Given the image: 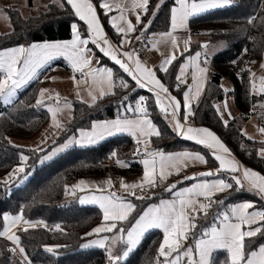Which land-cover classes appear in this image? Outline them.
<instances>
[{
	"label": "trees",
	"instance_id": "1",
	"mask_svg": "<svg viewBox=\"0 0 264 264\" xmlns=\"http://www.w3.org/2000/svg\"><path fill=\"white\" fill-rule=\"evenodd\" d=\"M95 1L108 35L115 43L120 44L123 35L116 32L109 21V15L104 13L99 1ZM158 1L149 0L148 12H142L141 23L135 24L136 30L130 34L131 36H141L143 31L141 37L146 39L153 32L168 29L170 8L175 0H165L157 10ZM8 14L12 29L0 34V50L28 46L38 41L69 39L72 36L73 24L78 25L82 38L89 39L87 45L92 47L87 25L74 14L66 0L50 2L47 7L28 16L18 8H8ZM250 19L252 23L248 22ZM149 21L151 24L145 31V25H148ZM189 31L197 38L192 42L191 49L178 56L167 72L158 70V76L179 98H182L184 88L176 87V75L181 59L201 47L200 37L207 36L208 39L223 37L227 46L224 51L214 55L210 62L205 92L194 104V121L197 125L216 132L226 143L232 156L264 174V157L260 155V150L264 149V139L252 137L249 139L243 131L245 122L254 113H259L260 122L264 124V108L260 107L264 104V95L250 92L253 69L250 59L254 57L257 61H264V0H234L229 6L193 16L189 21ZM96 52L100 65L109 67L113 72L115 94L98 98L94 104L69 96L72 118L54 145L76 135L79 129L91 128L96 120L137 116V113L129 109L135 108L140 97H145L148 116L160 132V136L151 137L152 148H159L164 153L184 150L200 152L206 158L204 169L217 167L215 150L194 140L185 139L174 131L171 114L168 111V114L161 112L160 105L156 103L155 91L147 87H138L131 76L110 57L101 51ZM62 67L71 69L66 61L56 59L44 67L40 71V76L29 82L11 103L4 104L0 99V178L22 163V156L28 157L25 161L26 172L32 173L19 187H16L14 182L5 184L0 179V231L6 213L22 212L24 218L35 226L19 225L15 232L20 237V246L25 249L28 261L32 264H109L106 262L104 248H81V243L88 237L86 233L102 222V210L95 205L81 204L78 196L66 194V188L69 190V186L79 178L106 177L117 181L125 175L141 171L142 163L139 156L131 154L133 138L128 134H116L93 146L73 145L43 163L39 161L53 147L52 144L46 148L24 147L16 145L11 140L12 137L32 138L46 126L51 113L45 102L41 106H36V101L41 87L52 75L62 71L60 70ZM121 79L128 87L120 86ZM225 81L231 86L228 92L224 91ZM227 98H233L238 109V113L229 120L223 115L221 118V112L217 110V103ZM224 121H227V125ZM114 152L115 157L112 156ZM117 159L123 161L125 166L118 164ZM193 170L198 169H184L179 174L171 175L166 182L157 181L156 187L147 186L149 194L144 196V199L128 196L136 205V209L128 221L118 223V228H129L134 223L133 218L142 214L149 204L171 196L179 186L194 181L196 178L186 179ZM217 175L233 184V188L213 197V201L223 203L213 202L208 209L207 217L203 213L197 214L196 228L188 234L190 243L199 239L205 229L213 224H219L220 214L229 211L230 207L238 202L252 201L256 208L264 210V195L251 189L247 184L239 188L231 172L219 171ZM180 179L181 181L175 184L176 187L169 191L173 182ZM9 188L11 192L8 193ZM56 225L60 226V230L56 229ZM262 225L264 221L259 223V226ZM24 228L28 230L24 231ZM163 238L161 229L149 230L141 243L120 264H156ZM245 243L250 248H256L264 244V235L257 234L256 237L246 238ZM12 245L10 240L0 236V264H21L23 261L21 255H13L10 251ZM46 246H55V251L47 252ZM123 247L117 244L114 255L120 254ZM159 259L163 260L162 257ZM213 259L214 264H230L226 250L214 253ZM23 264L28 263L23 261Z\"/></svg>",
	"mask_w": 264,
	"mask_h": 264
},
{
	"label": "snow or ice",
	"instance_id": "2",
	"mask_svg": "<svg viewBox=\"0 0 264 264\" xmlns=\"http://www.w3.org/2000/svg\"><path fill=\"white\" fill-rule=\"evenodd\" d=\"M67 4L74 10V14L79 17L81 21H84L87 25L88 32L90 33L91 42L96 44L100 48V51L105 56L110 57L117 65L128 73L129 76L136 82L140 88L153 86V89H159L156 92V103L161 106V112L167 113V108L164 106L160 93H168V89L165 85L156 77V73L146 67L140 59L137 57L133 60L131 53L125 52L123 56L127 57L129 62L134 63V69L130 66V63L118 57V53L113 49L111 43L106 39L103 28L100 24L97 16L96 8L92 3V0H66ZM165 2L160 0L156 5L157 10ZM178 7L171 9V30L167 33L161 34L162 40H170L174 49L179 47L177 38L173 35L178 29H187L188 21L191 17L207 12L212 9L223 8L234 3V0H175ZM149 0H131V5H126L123 0H105L100 5L101 8L106 11H112L115 8L119 11V16L112 17V26L117 33L122 34L125 40L122 43H130L126 38L129 33L136 30L135 25L125 16V12H136L137 9L143 12H148ZM61 6H63L61 4ZM137 24L141 23V17L136 15ZM252 23L250 19L248 21ZM151 24L145 25V31ZM73 38L64 42H44L33 43L28 46H18L13 48H7L0 50V99L5 103H11L12 98L15 96L18 89L24 87L32 80L38 78V74L41 69L48 65L51 61L58 57H63L71 65L73 72H79L87 78L91 77L93 83L96 85V90L99 93V98H103L105 95L115 92L112 89L115 87L113 72L109 68H92V60L88 57V49L85 47L89 43V39L81 37V33L77 30V25H72ZM144 32H141L143 36ZM141 37H137L139 40ZM103 41V46L98 43ZM160 41H156L158 45ZM190 43V37L184 40L185 50ZM106 46V47H105ZM202 47L207 48L208 45L204 44ZM246 51V50H245ZM200 53H197L195 57L190 58V63L194 66L193 73V85L189 87V91L184 93V107L188 110V114L191 115V105L189 103L190 94L195 90V94L198 96L203 90L204 82L206 80V74L208 68L201 67L197 61L199 60ZM175 53L173 52L169 57H166L162 62L160 68L161 71L167 72V66L175 59ZM264 68V64L261 65ZM188 65L181 67L180 75L177 79L182 83H186L182 77L185 75ZM85 69H88L85 72ZM250 71V70H249ZM250 80V92L252 94L264 95V76L259 77V85L256 83L255 73L251 74ZM75 80V76L72 77ZM79 83V82H77ZM121 87H128L127 83L121 79ZM107 88V90H106ZM152 90V89H150ZM47 90L42 89L39 93L40 98L36 101V106L44 104L45 92ZM225 92L229 90L224 89ZM93 104L97 100V96L91 91L89 92ZM49 100L53 97H47ZM56 106L48 107V111L52 115L53 125L60 127L57 120V114L62 110L59 103V94L55 97ZM127 99V97H125ZM168 107L172 108L171 116L174 123V131L177 134H183L185 139L194 140L199 144H203L208 148L218 149L222 153H229V149L221 142L220 138L215 133L207 128H193L187 127L176 119V113L181 108L180 101L175 97L169 96ZM65 106L67 101H65ZM260 107L264 108V104ZM224 108L227 109V102L224 104ZM129 110L137 113V118H117L111 121L94 122L90 131L81 130L79 139H69L68 142L58 148L56 151H63L73 144H79L81 146L85 144H94L104 139L106 136H111L119 132H127L130 135L136 137V143L147 144L148 137L153 135L160 136L159 130L153 124L148 116V107L145 97H140L136 102L135 108ZM219 111V108L217 109ZM231 113H229L230 115ZM222 118V114H221ZM187 120V116L185 117ZM227 125V121H224ZM261 134H264V127L259 129ZM251 139V137H249ZM140 151V149H138ZM144 154L149 157L143 159L144 174L140 182L133 183L131 185L121 181V187L125 190L139 188L144 190L145 186L156 187L157 178L164 180L168 175H171V170H175L177 174L182 168L187 167L186 161H199L206 163L205 157L198 153H169L165 154L158 150L147 151L144 149ZM55 155V152L52 153ZM260 155L264 157V149L260 150ZM115 157L116 153H112ZM51 156L45 157L50 159ZM158 158V159H157ZM21 159L26 161L27 156H22ZM215 159L219 161L221 170H228L232 173H236L240 170V166L236 161L226 159L224 155H215ZM117 163L121 166H125L123 161L117 159ZM159 169V171L157 170ZM17 172H23L24 168L20 167L16 169ZM201 176L214 175L213 172L201 173ZM235 184L242 188L245 182L250 185L251 189L256 190L259 194L264 195V175H261L251 169L244 168L242 178L233 176ZM186 179H195V177H186ZM7 184V181H4ZM105 184L109 188L112 187L111 179L105 181ZM95 187L99 195L92 194L88 197H81L80 203H92L98 204L103 211V220L106 223L94 228L91 232L86 233L87 236L94 234L113 232L116 230L117 235L114 236L111 241L108 237L96 239L90 241L88 244L82 245V247L99 246L105 248L107 251V259L109 264H120L129 253L133 251L140 243L142 238L151 229H161L163 231V242L158 249V258L156 264H182V260L186 259L187 264H214V253L220 250H226L230 255V264H264V244L259 245L256 248H250L246 245V238L256 237L257 234L264 235V225L253 228L252 225L259 224L264 221V210L249 211L254 205L250 202H244L231 206L229 211H225L220 214L219 225L213 224L209 228L205 229L201 237L196 241L194 248H184L182 241L188 239V234L196 228L195 220L197 214L203 213L205 217L208 215V209L211 208L212 203H223V201H213V197L225 192L228 189L233 188V184L227 183L224 180H218L212 183L207 181L194 184L191 188L183 189L177 192V200L167 201L161 200L158 205H152L139 214L138 217L133 218L134 223L129 228L119 227V222L128 221L132 213L136 209V205L131 201L119 196L116 192L108 191L105 194L103 187L96 185H90L86 181L81 180L77 185L72 186V190L66 188V194L75 195L76 190L83 191L85 188ZM176 187L175 184L171 185L169 191ZM130 195L135 196L136 199H144V196H136L135 191L130 192ZM200 197H203L206 203L200 202ZM5 221L4 230L0 231V236L6 237L12 241L15 245L10 251L19 253L23 256V261H28V257L25 254V249L20 246V237L12 232V228L18 226L21 223L27 224L28 227H34L35 225L30 221H25L23 214L20 215H8L3 216ZM244 226H248L247 230H243ZM56 229L60 230V226L56 225ZM27 231V228L23 229ZM123 245V250L120 254L114 255L113 248L117 245ZM47 252H54L53 247L45 248ZM162 257L161 261L159 258ZM23 261L21 264H23Z\"/></svg>",
	"mask_w": 264,
	"mask_h": 264
},
{
	"label": "crops",
	"instance_id": "3",
	"mask_svg": "<svg viewBox=\"0 0 264 264\" xmlns=\"http://www.w3.org/2000/svg\"><path fill=\"white\" fill-rule=\"evenodd\" d=\"M98 1H99V5H101L102 3L105 2V0H98ZM159 1H158V3H159ZM109 2H111V0H109ZM123 2L126 5H128V6L131 5V0H123ZM92 3H93V5L96 8L97 16H98L99 21H100V24H101V26L103 28L105 37L111 43L113 49L118 53V57L120 59L124 60L125 62L130 63V66L133 67V69H134V63L129 62L127 60V57L123 56V53H125V52L131 53L132 56H133V60L138 57L140 59V61L146 67L152 69L156 73V77L168 89V93H163V92L160 93L161 100H162L164 106L167 108V111L172 112V108L171 107H168V105L170 103L169 96L175 97L176 100L180 101V103H181V108L176 113V119H178L181 122V124L184 125L185 129L187 127L207 128L210 131H212L213 133H215L216 136H218L217 133L214 132L212 129H210L208 127H205V126L197 125L195 123V121H194V104L201 99V97L203 96V94L205 92V88H206V85H207V82H208V77H209V69H210L209 65H210V62H211V60H212V58H213L214 55H212V56L209 55L205 51L206 48H204V47L201 46L199 49H197L194 52L188 54L187 56H184L181 59L180 64H179V68H178V72H177V75H176V79H177V76L180 75L181 67L184 66V65H188V68L186 69L185 75L182 77V79L185 80L186 83H182L178 79L176 80V87H183L184 88L182 98H179L176 95V93L174 91H172L170 89V87L167 86L162 81V79L158 76V74H157V71L158 70H161L160 66H161L162 62L165 60L166 57H169L173 52L175 53V57L176 58L178 56L182 55V54L184 55L185 53H187L191 49L192 42H194V41L197 40V38L193 37L192 34L189 31V21H190V19L192 17L188 21V28L187 29H178L177 31H175L173 33V35L177 38V41H178V44H179V47L176 48V49L173 48L170 40H162L161 39V34L162 33H167V32H169L171 30V19L169 20V24H168V29L167 30H164L162 32H153L146 39H143L140 35L131 36L130 35L131 33H129L126 39L128 41H130V43H122V41L125 40V37L123 36V39L121 40L120 44H117V43H115L110 38V36L108 35V33L106 31V28H105V26L103 24V21H102V18L100 16L99 9H98V5H97L96 1L95 0H92ZM173 7H178V5H176L175 2L171 5V8H170V18H171V9ZM103 11H104V13H107L109 15L108 18H109V21H110L111 24H112V17L113 16H119L120 15L119 11H117L115 8H113L112 11H106L105 9H103ZM142 12L143 11L142 10H139V9H137L136 12L127 11V12H125V16L127 17L128 20H130L132 22L133 25H135L137 23V21H136V15L139 14L141 16ZM77 30H78V25H77ZM137 37H141L140 39H143V41H144V46L141 49V51L138 52V53L135 52L134 49H133L134 43L137 41ZM189 37H190V43H189V45L187 47V50H185L184 40L188 39ZM72 38H73V30H72V36L69 39L38 41V42H33V43L64 42V41H69ZM156 41H160V43L154 47V45L156 44ZM33 43H31V44H33ZM98 43L103 46V41H98ZM15 47H18V46H15ZM85 47L89 50L88 51V57L92 60V64H91V67L92 68H101V67H103V68H109V67L101 66L100 65V59L97 56V52H96V51H100V48L97 47L96 44H93L92 43V47H88V45H86ZM11 48H13V47H11ZM101 53H103V52H101ZM197 53H200L201 54L200 57H199V60L197 61V63H199L201 67L208 68V72L206 74V80L204 82L203 90L200 92V94L197 96L195 94V90H193V92L190 94L189 103L191 105V115H189L188 114V110L184 107V93L187 92V91H189V87L193 85V79H192V77H193V73H194V66L192 65V63H190V58L195 57ZM57 59H63L64 61H66V63L69 65V67H71L70 63L65 58L58 57ZM262 62H264V61H256L253 65H255V64L257 65V63L260 64ZM262 64H264V63H262ZM170 65L167 66V69L170 67ZM60 70H62V71L56 72V74H54V75H52L50 77L49 82L50 83H54L53 86H55L56 89H58L59 91L62 92V95L61 96H63V99H64L65 96H74L75 98H78L80 100H83V101L91 104L93 102H92L91 96L89 95V92L90 91L99 98V93L96 90V85L93 83L91 77H88L87 78V82H85V77H83L79 72H75L74 73L73 70H72V68L71 69H67V68H63L62 67V69H60ZM262 70H264V68L260 67V69L256 70L255 72H252V73H255V79H256V83L257 84L259 83L260 71H262ZM87 71H88V69H85V72H87ZM73 76H75V80L72 79ZM77 82H79V83H77ZM224 84H225V86H226L227 89H229L231 87L230 86V83L228 81H225ZM147 88H150V89H152L155 92L159 91V89H153V86H151V85L147 86ZM106 90H107V88H106ZM112 91H113V89H112ZM224 102H227V109L224 108V104H225ZM217 105L218 106L220 105L219 108H220L221 112L224 115H226V114L229 115V113H231L230 115H232V117H234L238 113V109H237V107H236V105L234 103L233 98H227V99H224L222 101H219L217 103ZM186 116H187V120H185V117ZM125 118L134 119V118H137V116H134V117H125ZM115 119H117V118H111V119H108V120H96L94 122L111 121V120H115ZM227 119L229 120L230 118H227ZM260 120L261 119H260L259 113H254V114H252L249 117V119L245 122L244 128H243V131H244V133H245L246 136L252 137V138H261V139H264V134H260L259 133V130L257 129L261 125ZM174 123H175V121L173 120V118L171 116V124L173 125V127H174ZM260 127H263V126H260ZM81 130L90 131L91 128H82V129H79L78 132H77V134L75 135L76 136L75 139H79L80 138V132H81ZM116 134H128V135H130L127 132H119V133H116ZM116 134H114V135H116ZM114 135H111V136H114ZM179 135L181 137H184L183 134H179ZM111 136H106L104 139L100 140L99 142H101V141H103V140H105V139H107V138H109ZM130 136L133 138L134 141H136V137H134L132 135H130ZM151 137H148L146 139H151ZM220 140L228 148V146L226 145V143L221 138H220ZM99 142L94 143V144H85L83 146H81L79 144H73V145H77V146H80V147H85V146H93V145H96ZM146 149H147V151H153V150L161 151L159 148H157V149L152 148V145L147 146ZM213 150L216 151L215 154H214V156L215 155H224L226 159H231V160H234V161L237 162V164L240 166V170L238 172H236V173H232L231 172L234 176H238V177H241L242 178V174H243V169L244 168L251 169V170H253V171H255V172H257V173H259L261 175H264L260 171H258L257 169H254L252 167H249V166L243 164L240 160H238L237 158H235L234 156H232L231 155V152H230V149H229L230 155L227 154V153H222L218 149H213ZM181 152L198 153V154L204 156L200 152L187 151V150L173 152V154L174 153H181ZM165 154H169V153H165ZM141 155L142 156L139 157L141 163H142V160L143 159L149 158L144 153H142ZM205 160H206V158H205ZM186 163H187V167L182 168V170H184V169H198V170H193L192 172H190V173H195L196 174V179L194 181H192L190 184H186V185L179 186L178 188H176L172 192L171 196L166 197V198H162V199H160L157 202H154V203L149 204L145 208L144 211H146L147 208L150 207V206H152V205H158L161 202V200H167V201L177 200L178 199V197L176 195L177 192H180V191H182L183 189H186V188H191L194 184H198V183H201V182H204V181H207L209 183H212V182H215V181H218V180H224L225 182H227L224 178H222V177H220V176L217 175V173L219 171L220 172H230L228 170H221L220 169V165H219V161H217L218 165H217L216 168H211V170L214 173V175H211L210 178H200L199 177V172L200 171H203V170H206V169H204V167H206V163H201L199 161H190V160L189 161H186ZM157 170L159 171V169H157ZM171 172H172L171 175L177 174L175 172V170H171ZM143 174H144V165L142 163V169H141V171L135 172V173H132V174L125 175V176H123L122 178H120L117 181L116 180H113L111 178H106V177H104V178H79L74 183H72L70 185L69 191L72 190V186L77 185L81 180H84V181H86L90 185H96L98 187H103L105 189V194H107L108 191L116 192L119 196H121V197L125 198L126 200H129V201H131L133 203V201L130 198H128V196L129 197H132V195H130V192L135 191L136 196H146L147 194H149V191L146 190L147 185L145 186V188H144L143 191H141L139 188L125 190L124 188L121 187V181H123L124 183H127L129 185H131L133 183H138V182L141 181V179L143 177ZM171 175H168L167 178L164 179V180H160L159 178H157V181L166 182ZM108 179H111V182H112V187L111 188H109L107 186V184H105V181H107ZM179 181H181V179L180 180H177V181H174L173 184H176ZM227 183H229V182H227ZM245 184H247V183L245 182ZM92 194L99 195L100 192H98L95 187H89V188H85L83 191L76 190L75 191V195H69V196H78L79 197V201H80V198L81 197H88V196H90ZM199 199H200V202H202V203H206L207 202V201L204 200L203 197H200ZM244 202H250V203H252L254 205V202L248 201V200L247 201H241V202H238L236 204H240V203H244ZM236 204H234V205H236ZM84 205H95V206H98L99 207L98 204H92V203H84ZM256 210H260V209L256 208L255 206L252 209H249V211H256ZM102 213H103V211H102ZM102 223H106V222L104 220H102V222H100L99 224H97L96 226H94L89 232H91L94 228H96L97 226L101 225ZM217 225H219V224H217ZM252 227L255 228V227H260V226H259V224H254V225H252ZM247 228H248V226H244L243 230H247ZM116 235H117V232H116V230H114L113 232L100 233V234H94L92 236H88L81 243V248L82 249L95 248V247L101 248V247L95 246V245L85 248V247H82V245L88 244L92 240L104 238L105 236L109 238V241H111V239L114 236H116ZM187 240L182 241V244L186 243L185 241H187ZM196 241L193 242V243H190V242L187 241L190 244L189 247H193L194 248V245H195ZM48 247H53L54 248L55 246H48ZM229 257H230V255H229ZM183 261H187V260L186 259H183L182 262Z\"/></svg>",
	"mask_w": 264,
	"mask_h": 264
},
{
	"label": "rangeland",
	"instance_id": "4",
	"mask_svg": "<svg viewBox=\"0 0 264 264\" xmlns=\"http://www.w3.org/2000/svg\"><path fill=\"white\" fill-rule=\"evenodd\" d=\"M53 1H55V0H0V34L9 32L12 29L11 22H10V17H9V14H8V8H18L19 10H21V12L25 16H28L30 14L36 13L39 9L47 7V5L50 2H53ZM200 39L202 40L201 44L207 42L208 47L205 49V51L211 56L212 55H216V54L224 51L226 46H227L226 40L223 37H219V38H216V39H208L207 36H203L202 38L200 37ZM55 60H53V61H55ZM53 61H51L49 64H51ZM262 63H264V62H262ZM262 63H260V64L257 63V65L256 64L253 65L252 72H255L256 70L260 69ZM48 65H46V66H48ZM39 76H40V72L38 74V77ZM261 76H264V70L260 71V77ZM27 85H25L24 87H22V88L17 90L15 96L12 98V101L18 96L19 92L21 90H23ZM53 85H54V83H50L48 81L40 89V91L42 89L47 90L45 92V100H44L46 108H48L50 106H52V107L56 106V103L52 102V101H48L49 99L47 97H49V96H57V94H59V97H61V95H62V92L59 91L58 89H56L55 86H53ZM257 85H259V83ZM40 91H39V93H40ZM39 98H40V96L38 94V99ZM65 101H67V105L68 106H65ZM2 102L4 104H9V103H5L3 100H2ZM59 103H60V107L62 109L57 114V120L59 121L60 127H55L53 125V120H52V115H51V118L48 121V123L46 124V126L36 136H34L32 138H29V139H23V138H19V137H12L11 138V140L16 145L24 146V147L40 146L41 148H46V146L49 147V145L52 144L53 147L45 154V156L39 161V163H41V162L43 163L45 161H48V160L52 159L53 157L57 156L58 154L64 152L68 148H70L72 145L67 147V148H64L63 151H58V152L56 151L62 145L66 144L69 139H73V138L76 137L75 135H73V136H70L69 138H67L64 141L58 142L55 145L53 144L54 142H56L58 136L61 135V133L64 130V128L66 127L67 123L70 122V120L72 118V114H73L69 96H65L64 99H63V96H62V99L59 101ZM219 106H218V108H219ZM219 110H220V108H219ZM168 112L171 113L170 111H168ZM220 112H221V110H220ZM221 114L223 115V117L225 119L232 118V115H228V114L224 115L222 112H221ZM260 126H262V125H260ZM260 126L257 128L258 130L261 128ZM259 133L261 134L260 131H259ZM53 152H55V155H52ZM48 156H51V158L50 159H45V157H48ZM137 156L141 157V154L138 153ZM20 167L24 168L23 172L15 171L16 169H18ZM31 175H32V173H27L26 172V163H25V161H22V163H19L14 169H12L6 175L2 176L0 179L3 180V182L7 181V183L14 182V185L16 187H19L22 184H24L31 177ZM199 176H201V175H199ZM69 188H70V186H69ZM9 192H11V188H9L8 193ZM21 213L22 212H16V213H9L8 212L6 214L14 216V215H20ZM23 218H24V215H23ZM24 220L27 221L25 218H24ZM19 225H24V223H21ZM4 226H5V221H4V225H3V228H2L1 231L4 230ZM16 227L12 228V232H14L15 234H16V232H15V228ZM187 241H185L186 243L183 244L184 248H188L189 245H190L188 243L189 241L188 242Z\"/></svg>",
	"mask_w": 264,
	"mask_h": 264
},
{
	"label": "built area",
	"instance_id": "5",
	"mask_svg": "<svg viewBox=\"0 0 264 264\" xmlns=\"http://www.w3.org/2000/svg\"><path fill=\"white\" fill-rule=\"evenodd\" d=\"M143 46H144V41H143V39H139V40H137L135 43H134V46H133V49H134V51L135 52H140L141 51V49L143 48ZM257 60L254 58V57H252L251 59H250V63H252V64H254L255 62H256ZM51 97H53V99H51V101L52 102H55L56 103V99H55V97L56 96H51ZM62 99V96L61 97H59V101ZM261 125L262 126H264V124L263 123H261ZM147 144H140V145H138L137 143H136V141H134V143H133V145H132V149H131V154H133V155H137L138 153H142L143 151H144V149L147 147V146H150L151 144H152V142H151V139H147ZM138 149H140V151H138ZM52 227V226H51ZM13 247H15V245H12V248ZM105 250V258H106V262L107 263H109L108 262V259H107V251H106V249H104ZM114 248H113V254L115 253L114 252ZM17 255V254H19V255H21L20 253H19V250L17 249V251L16 252H13V255ZM22 256V255H21ZM23 257V256H22ZM28 263V262H27ZM32 264V263H31ZM34 264H38V263H34ZM182 264H187V261H183L182 262Z\"/></svg>",
	"mask_w": 264,
	"mask_h": 264
},
{
	"label": "water",
	"instance_id": "6",
	"mask_svg": "<svg viewBox=\"0 0 264 264\" xmlns=\"http://www.w3.org/2000/svg\"><path fill=\"white\" fill-rule=\"evenodd\" d=\"M204 44H207V42H206V43H202L201 46L204 45ZM142 153H144V152H142ZM209 171L212 172L211 169H206V170L200 171V172H199V175H200L201 173H205V172H209ZM188 177H195V178H196V174H195V173H192V174H190Z\"/></svg>",
	"mask_w": 264,
	"mask_h": 264
}]
</instances>
